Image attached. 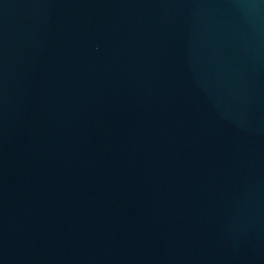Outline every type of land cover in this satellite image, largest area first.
Segmentation results:
<instances>
[{"label":"water","instance_id":"1","mask_svg":"<svg viewBox=\"0 0 264 264\" xmlns=\"http://www.w3.org/2000/svg\"><path fill=\"white\" fill-rule=\"evenodd\" d=\"M0 264H264V0H0Z\"/></svg>","mask_w":264,"mask_h":264}]
</instances>
